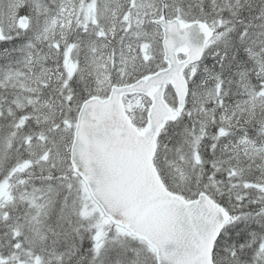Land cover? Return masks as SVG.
<instances>
[{
  "label": "snow or ice",
  "instance_id": "snow-or-ice-1",
  "mask_svg": "<svg viewBox=\"0 0 264 264\" xmlns=\"http://www.w3.org/2000/svg\"><path fill=\"white\" fill-rule=\"evenodd\" d=\"M0 264H264V0H0Z\"/></svg>",
  "mask_w": 264,
  "mask_h": 264
}]
</instances>
